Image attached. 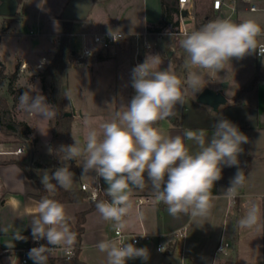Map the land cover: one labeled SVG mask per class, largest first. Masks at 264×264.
<instances>
[{"label":"clouds","instance_id":"9594fccd","mask_svg":"<svg viewBox=\"0 0 264 264\" xmlns=\"http://www.w3.org/2000/svg\"><path fill=\"white\" fill-rule=\"evenodd\" d=\"M109 35L114 41L121 39L110 30ZM261 35H264V29L251 18L238 23L218 18L198 30L185 32L180 46L187 54L186 81L182 82L177 76L171 60L167 68L161 70L160 56L147 55L131 71L135 95L126 105L120 106L121 110L98 126L91 120L86 121L88 130L83 143L73 137L71 145L48 149L50 154L63 153L65 162L82 160L83 176L94 172L97 180L102 178L108 185L104 190L110 200L96 202L97 211L105 221L113 222L118 237L102 239L96 245L106 254V264H126L127 260L135 258L149 259L147 248L124 243L120 236L129 225L126 218L133 210L131 195L134 189L142 190L146 184L150 185L154 200L165 204L168 213L174 217L185 214L193 219L207 218L213 207L212 189L222 178L223 167L236 166L237 172L224 196L234 199L238 195V190L245 184L239 156L248 137L237 125L219 118L210 135L207 129H186L183 137L166 136L154 125L176 115L175 106L184 103V84L197 92L201 90L202 73L197 70L220 72L231 64L233 58L240 60L250 54L264 58V43L257 39ZM85 54L90 56L92 52ZM64 97L73 103L70 91L64 93ZM18 106L30 115L41 117V121H51L58 116L57 107L47 103L46 97L36 89L23 92ZM185 141L193 142L196 150L192 151ZM73 177L67 163L54 172L44 170L40 175L44 190L49 193L55 192L57 186L70 189ZM142 215L137 213V218ZM69 220L61 202L48 197L38 202L30 223L31 234L35 241L46 240L47 243L29 250L28 256L34 264H48L49 257L58 250L71 254L77 234L70 229ZM260 221L261 206L252 201L238 225L251 229ZM14 239L27 238L17 231Z\"/></svg>","mask_w":264,"mask_h":264},{"label":"crops","instance_id":"0c3cea01","mask_svg":"<svg viewBox=\"0 0 264 264\" xmlns=\"http://www.w3.org/2000/svg\"><path fill=\"white\" fill-rule=\"evenodd\" d=\"M69 1L70 0H63L61 4V14L55 18L61 20V15ZM213 1L214 0H210L209 2L210 10L208 9L202 13H198L196 12V0H191L185 11H183L186 12V16L182 15V19L179 20L180 33L177 35H183L185 32L195 30L196 16L201 18L208 12L212 13L215 20L223 18L238 23L244 19L251 18L256 20L261 25L262 29H264V12L252 13L248 10V6L240 0H223L222 8L220 11L216 12L213 10ZM255 1L259 2V0ZM30 2H32V0H24L25 4L22 6L23 20L26 19L25 16H27V9L30 6ZM136 6L140 8V17L137 22L139 21L145 30L143 34H141L135 25L133 26L131 23L133 20L132 13ZM63 7L64 9L62 11ZM190 14L192 22H187L186 20ZM160 18V0H94L93 8L88 18L84 21V31L86 32L81 36L84 40L83 48L93 51L94 53L99 52L98 48L93 44V40L90 39L89 41L85 37H87V35L90 38L94 36L108 35L109 30L114 34L124 35L125 39L123 43H118L114 45L111 50L109 49L106 51V56L103 57L102 61L98 60L97 62L90 64L97 65V68H106V66L110 68L116 65L115 63L119 56L125 55L126 59L124 62L126 61V63H129L133 59L135 65L139 61V56H141V37H147L148 28L156 25L160 21ZM59 24L60 32L57 31L56 34L58 38L61 34L62 22ZM97 25L100 26V29L93 34L89 33L92 32V29L96 28ZM12 26L10 28H12ZM49 32L50 33H48L46 37L52 38L53 33H51L50 30ZM76 36L77 35L73 32L72 42L74 45L76 44ZM4 38L1 39L0 45L3 43ZM257 39L259 43H264V35L259 36ZM57 50L58 47L55 48V53ZM47 52L48 50L45 53ZM132 53L133 58H131ZM17 55L18 52L14 55V58ZM247 57L249 58L246 60V64L240 69L241 72L237 79V81L239 80L238 85H236V88L230 97H226L222 91L215 90L211 88L207 82H203L201 84V90L198 91V94L195 96L191 93H185L180 116H171L167 125H163L160 120L159 125L157 126V128H159L166 136L180 135L183 137L186 129H207L209 130L210 135L213 125L219 118L228 119L237 125L240 131L248 137V142L242 145L244 151L239 156V168L245 171L248 167V172L245 176V184L238 190V195L234 199H227L224 196L225 190L230 186V180L237 172L236 166H224L222 170V178L215 183L212 189L213 207L211 208L209 216L207 218L193 219L189 215L180 214L174 217L168 213L165 204L157 203L154 200L151 187L146 184L142 190L136 189L132 192L131 200L133 203V210L130 217L126 218L129 220V225L123 231L126 235L146 234L155 238L157 236L170 238L179 232H182V235H185V230L188 229L185 237L183 236V255L185 256V260H189L192 264H201V262L205 263L207 261H210L212 264H225L227 261L224 262L223 258L226 256V258H228L229 254L223 256V258H219L218 256H221V253L217 252V248L219 245L229 244L227 242L223 243V239L227 236L228 232L232 230L235 231L236 229H239V231L242 229L247 231L252 229L256 231V234L259 237L258 245L261 248L262 254L264 253V58H258L257 54H250L247 55ZM45 58L46 54H43L37 60L30 61L25 58L22 61V68L23 66H26L27 68V65L31 64L34 66V70H40L38 66H45L43 63ZM1 66L4 67L5 64L2 63ZM78 66H84V64H77L70 71L76 69ZM183 66L185 77L187 78L188 69L185 67L184 63ZM25 69L19 71L16 86L21 82L20 80L23 79H21L19 75L23 74ZM204 71L208 72L207 70ZM255 79H258V83L254 89H250V86ZM221 82H226L228 86L230 85L228 72L221 76ZM34 85H36V90L42 94L40 84L34 83ZM184 85L187 87L186 84ZM28 89H35V87L33 88L30 82L21 85L22 93ZM204 90L222 93L226 98L227 103L221 105L217 109L198 104L197 99L200 95L199 93ZM32 94L35 95L36 92H33ZM69 108L72 109L75 114L73 122V125H75V117L77 114L81 113V110L74 104V102ZM13 115L18 122H25L31 127L33 130L31 138L37 140V142L38 129L42 123L45 133L50 136L49 145H45V147H48V149L50 148V142L52 139V133L49 127L50 121H41V117L30 115L22 111L19 108L18 103L13 109ZM73 125L72 136L74 135ZM185 142L192 151L196 150V146L193 142ZM0 146L8 151L15 150L19 147L15 145V140L13 138L5 137L1 133ZM41 151V145H36L34 161L44 166V168L34 170V173L39 178L44 170H51L46 166L51 163L52 159L49 151L44 150V158ZM28 162L29 157L26 152L18 158L0 163L2 164L0 166V184L3 195V202L0 207V250L6 248L26 247L33 242H38L40 244L47 243L46 240L35 241L31 234L30 223L35 215L36 206L38 204L33 197L37 196L39 191L36 185L26 177V174L22 169L26 168ZM74 162L75 167L69 168L73 169L78 167V160H74ZM64 163L66 162L63 161L62 166ZM94 176L95 173L92 172L90 179L87 181L82 179L80 175L78 178L79 185L72 186L68 190H80L81 185L90 183ZM145 178L147 180L146 174ZM257 197L260 199L256 200ZM139 201H141V203H139ZM236 201L237 203H235ZM252 201H256L261 206L260 224L251 229L241 228L238 225V221L246 214L247 208ZM64 206L72 225H75L76 216L78 214L90 210V206L86 203L65 204ZM137 213H142V218H137ZM99 216L100 213L97 210L88 213L84 224V233L82 235L81 244L77 245L76 243L74 245L79 247L77 257L83 264L91 263L88 258H84L82 255L86 250H90L95 246V244L90 241L91 238L89 237L88 227L90 220L94 217L96 219ZM17 231H21L22 235L27 239L15 240L14 236ZM234 234H236V232H234ZM247 234L243 237H237L238 257L239 250L242 252V245L240 249V243H244ZM170 247L171 249L168 255H172L175 251V246L173 244H170ZM139 248L145 247L141 246Z\"/></svg>","mask_w":264,"mask_h":264},{"label":"rangeland","instance_id":"374dc122","mask_svg":"<svg viewBox=\"0 0 264 264\" xmlns=\"http://www.w3.org/2000/svg\"><path fill=\"white\" fill-rule=\"evenodd\" d=\"M62 2L63 0H32L27 9V16H25L26 19L23 20L22 6L25 3L24 0H21L18 8V17H16V23L12 26V28H9L7 35L4 36L5 38L3 37V43L0 45V69L3 67L1 64L4 63L5 74L15 73L16 71L19 73V71L23 69L22 61L25 58L30 61L37 60L43 54H46L47 60L46 58L43 60L45 66L51 61L55 53V48L58 47V37L56 34L57 31L60 32L59 23H61V20L55 17L60 16L61 14ZM209 2L210 0H196V12L202 13L208 9L210 10ZM64 7L62 8V11ZM139 13L140 8L136 6L132 13L133 20L131 23L133 26L135 25L141 34H143L145 30L139 21L137 22L140 17ZM180 19H182V16ZM186 21L192 22L191 14ZM7 26L8 23L4 22L3 18H0V32ZM99 27L100 26L97 25L96 28L92 29V32L89 33L93 34L94 32H97L100 29ZM49 30L53 33L52 38L46 37L47 34L50 33ZM73 32L77 35L75 49L78 55H80L84 49V40L81 37L82 34L86 32L84 31V22H74ZM170 33L171 32H166L164 35L158 37H141V56H139V61L135 65L133 59L129 63H126V61L124 62L126 59L125 55H121L117 58L115 66L110 68H108V66H106V68H97V65H92L93 62H97L98 57L103 58L106 56V52H97L94 53L93 57L84 59L87 61L84 66H78L76 69L67 72L64 81L65 93L69 91L71 92L74 104L81 110V113L77 114L75 117V125H73L74 138L79 139L81 143H83L88 130L86 121L91 120L96 126H98L104 120L110 119L116 111L121 110V105H126L131 100V98L135 95V91L131 86V71L137 64L142 63L147 55L151 54L160 56L162 60V64L160 65L161 70L167 68L168 62L171 60L177 76L182 80V82L186 81L183 63L186 64L187 54L180 46V40L183 38V35H173ZM85 38L89 41L90 39L93 40V37L90 38L88 35ZM123 42L124 39L119 41V43ZM47 50L48 52L45 53ZM16 52H18V55L14 58ZM131 58H133V53L131 54ZM248 58L249 57L247 56L240 60L233 58L231 64L226 65L225 70H221L220 72H205L204 70L197 71L202 73V83L207 82L211 88L220 90L226 97H230L234 92L236 85H238L239 80L237 81V79L241 72L240 69L244 67ZM40 71L41 70H34V66L31 64L27 65L24 73L19 75V77L23 79L20 80L21 82H19L16 86V89H21V85L29 82L32 84L33 88L35 87V89L36 85H34V83L40 84V87H42L38 76ZM226 72L229 73V86L226 82H221V76ZM7 85V81H0V95L3 98L8 99L10 104H12V97L8 94ZM183 87L185 93L194 94L193 96L198 94V92L192 88L185 87V85ZM67 106H71L68 99ZM181 106V103H177L175 106L174 110L176 112V117L180 116ZM69 112H73V110L69 108ZM170 118L171 117L161 120L162 124L167 125ZM40 129L45 132L42 123L40 124ZM37 139L38 142L36 145H41V152L44 158V150L48 151V147H45V145H49L50 136L49 134L47 135L46 133H41L38 129ZM31 140L34 141L32 138ZM15 145L19 147L23 146L22 144H18L16 142ZM81 164L82 160L78 159V167L73 169L70 168V171L74 173L72 183L73 187L79 185L78 178L80 175L82 179L87 181L91 177L92 172L83 176ZM48 171L51 172V170ZM86 195L87 198L83 203L90 206V203L96 200L91 199L87 193ZM185 231L187 233L188 229ZM88 232L89 237L91 238L90 241L93 242L95 246L90 250H86L82 257L88 258L90 260L89 262L92 264H106V254L100 252L96 245L102 239H114L113 222L105 221L101 215L96 219L94 217L90 220ZM234 232H236L237 237H243L245 234H249L246 235L244 243H240V249L242 245V252H246L242 253L239 250V264H261L263 254L260 246L258 245L259 237L257 236L256 231L252 229L249 231L245 229L240 231L239 229H236L235 231L232 230L228 232L227 236L223 239V243L227 242L231 245ZM185 235H182V232H179L170 238H161L160 243L166 249L162 253L157 251L158 239L150 237V241H142L141 243V246L149 250V259L147 261H144L141 258L129 259L126 261V264H192L189 260H185V256L183 255ZM127 242L131 243V238H128L126 240V243ZM170 244L175 246V251L172 255H168L171 249ZM229 252L230 249H225V251L221 253V256L218 257L223 258V256L228 255ZM226 257L223 258L224 262L227 261ZM201 264L212 263L207 261L205 263L201 262Z\"/></svg>","mask_w":264,"mask_h":264},{"label":"trees","instance_id":"16d2710c","mask_svg":"<svg viewBox=\"0 0 264 264\" xmlns=\"http://www.w3.org/2000/svg\"><path fill=\"white\" fill-rule=\"evenodd\" d=\"M161 2V18L160 21L148 28L147 34L151 37H158L164 35L166 32H171V34L177 35L180 33V17L183 12H180L177 0H160ZM20 5L21 0H18ZM18 17V13L16 15ZM16 17L9 19L3 18L4 22L8 23V26L1 30L0 32V42L1 39L7 35L9 28L16 22ZM215 20V17L211 12L206 13L203 17L195 18V30H198L203 25L209 21ZM61 34L58 38V50L51 59V61L40 71L38 74L41 82L42 94L46 97L47 103L57 107L58 116L50 121L49 127L52 133V139L50 142V148L59 149L62 145H71L74 143L72 136V125L74 122L73 112H69V107L67 106V99L64 97V81L66 74L77 64H86L87 61L84 59H78L76 55L75 45L72 42L73 38V22L62 21ZM98 60L102 61L103 58L98 57ZM5 80L8 82L7 91L12 97V104L8 99L3 98L0 95V133L5 137L13 138L16 143L25 146L29 162L26 168H22L26 174V177L31 180L38 188L39 194L33 197L34 200L39 202L42 198L48 197L55 199L62 204H81L83 203L87 195L81 190H65L59 186L55 192L49 193L44 190L41 180L34 170L38 168H44L43 165L34 161V155L36 150L37 140L32 141L31 136L33 135V130L25 122H18L13 115V109L18 103L19 96L21 95V89H16V83L18 80L17 71L12 74H5L4 67L0 69V81ZM258 83V79H255L250 86V89H254ZM68 113H72L71 117L66 116ZM160 121H157L154 125L157 127ZM51 163L46 167L54 172L56 168L62 166L63 153L53 152L51 154ZM69 167H75L74 160L67 162ZM2 164H0L1 166ZM248 172V167L244 171L245 176ZM55 182V181H53ZM106 189V188H104ZM102 190L98 199L90 203V210L80 213L76 216L75 225L70 224V229L77 234V245L81 244L82 235L84 233V224L86 221V216L88 213L97 210L96 202L98 200H110ZM237 203V201L235 202ZM78 256V255H77ZM68 264H83L76 257L71 263ZM225 264H228L227 262ZM264 264V253L262 263Z\"/></svg>","mask_w":264,"mask_h":264},{"label":"built area","instance_id":"2783aa9c","mask_svg":"<svg viewBox=\"0 0 264 264\" xmlns=\"http://www.w3.org/2000/svg\"><path fill=\"white\" fill-rule=\"evenodd\" d=\"M191 0H177L180 12L185 11L187 6L190 4ZM244 4L248 6V10L252 13L256 12H264V0H259V2H256L255 0H242ZM223 6V0H214L213 1V10L214 11H220V9ZM121 39L118 41H114L110 35H100V36H94L93 37V44L98 48L99 52H106L109 49H111L114 45L118 44L120 40L125 39V36L122 34H117ZM87 51H90L88 49H83L82 53L78 55L76 51V55L78 59H86L91 58L94 56V52H92V55H86L85 53ZM258 58H262L257 54ZM26 66H23V69H25ZM40 70H42L44 67L42 65L38 66ZM27 150L25 146L18 147L15 150H4L0 146V163L10 161L14 158L20 157V155L26 153ZM105 188L102 178L97 180V178L94 176L90 183L82 184L80 187V190L84 193H87L91 199L97 200L102 190ZM3 202V195H2V187L0 184V207ZM141 203V201H139ZM120 236L123 238L122 242L126 243V240L128 238H131V243H133L136 247H141L142 241H150V236L143 234L142 235H126L124 232L120 233ZM118 238L116 232L114 231V239ZM158 239L157 244V251L158 252H164L166 249L165 247L160 243L161 236L156 237ZM41 244L38 242H33L29 246L21 247V248H6L3 250H0V264H34L33 260L29 258L28 252L33 247H38ZM225 249H230L229 244L225 245H219L217 248L218 253H223ZM79 247L74 246L71 254L68 255L62 250L56 251L53 255H51L48 259V264H68L71 263L78 255Z\"/></svg>","mask_w":264,"mask_h":264},{"label":"water","instance_id":"95a60500","mask_svg":"<svg viewBox=\"0 0 264 264\" xmlns=\"http://www.w3.org/2000/svg\"><path fill=\"white\" fill-rule=\"evenodd\" d=\"M93 5L94 0H70L61 15V20L70 22H84L88 18ZM18 8V0H0V18H15L18 13ZM183 15L186 16V12H183ZM197 103L217 109L221 105H225L227 100L222 95V93L204 90L198 96ZM73 114L68 113L66 116L71 117ZM102 182L105 188H107L108 185L103 179ZM227 263L239 264L236 234L233 235L231 241V249L227 258Z\"/></svg>","mask_w":264,"mask_h":264}]
</instances>
